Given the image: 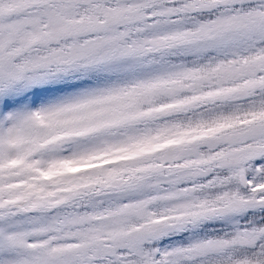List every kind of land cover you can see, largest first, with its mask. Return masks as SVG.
I'll use <instances>...</instances> for the list:
<instances>
[{"label":"snow or ice","instance_id":"obj_1","mask_svg":"<svg viewBox=\"0 0 264 264\" xmlns=\"http://www.w3.org/2000/svg\"><path fill=\"white\" fill-rule=\"evenodd\" d=\"M0 264H264V0H0Z\"/></svg>","mask_w":264,"mask_h":264}]
</instances>
